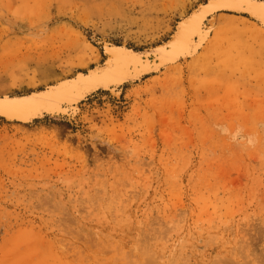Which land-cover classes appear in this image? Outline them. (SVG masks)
Returning a JSON list of instances; mask_svg holds the SVG:
<instances>
[{"label": "rangeland", "instance_id": "rangeland-1", "mask_svg": "<svg viewBox=\"0 0 264 264\" xmlns=\"http://www.w3.org/2000/svg\"><path fill=\"white\" fill-rule=\"evenodd\" d=\"M207 0H0V94L156 46ZM207 45L29 125L0 121V264H264V35ZM112 91V92H111Z\"/></svg>", "mask_w": 264, "mask_h": 264}, {"label": "bare ground", "instance_id": "bare-ground-1", "mask_svg": "<svg viewBox=\"0 0 264 264\" xmlns=\"http://www.w3.org/2000/svg\"><path fill=\"white\" fill-rule=\"evenodd\" d=\"M210 2V0H207L206 2L202 3L199 5L197 8H195L193 11L190 12L189 15L185 16L181 20L177 22V25L171 34V36L166 39L164 42L153 46L148 49L144 50H138L134 49L131 47H127L124 45H117V44H110L104 48L108 50L112 49H119L122 53L125 54L126 58L134 61L131 64V67H129L126 70L125 74H130L131 77H122L118 82H108L106 84L101 83L98 87L94 88L91 90L90 96L93 94H96L102 90H108L116 87H120L126 84H133L136 82H139L147 76L154 75L156 73L161 72L165 68H168L171 65H174L175 63L178 62V60L181 57H185L187 55H195L197 54L200 50H202L207 43L210 40V33L206 29V23L209 19H211L213 16L217 14H232V15H238V16H243L246 17L247 19L251 20L255 24L256 31L264 35V27L261 26V24L258 21V17H255L252 15V12L244 11L239 8H229V9H224V10H217L215 14L209 15L206 20L203 23V27L201 31L203 32V36L199 34V31L196 32V34L192 37L191 42L189 45H185L183 43H178L176 38H177V33L180 31V26L181 24L186 23L192 14L199 9L202 6H206V4ZM261 2H264V0H256V3L259 4ZM106 51V50H105ZM106 56V60L104 63L94 66L85 72H79L76 74L74 77L67 78L64 80H61L60 82H57L55 84L49 85L47 87L31 91L28 93L24 94H15V95H6V94H0V103H8V102H13V101H22L25 100L26 98H30L33 96L36 97H47L51 94V91L53 89H56L57 91L61 89H67V90H72L79 88L81 85L86 84L87 81L90 80L94 76L95 73L98 71L102 70L109 59H112V56L110 55L109 51H106L104 54ZM135 61H140L139 64L135 63ZM137 71L135 74L132 75V72ZM112 92V91H111ZM85 94H81L80 96L76 98H69L66 99L63 103L60 104V108H62L64 111V108L66 107H73L74 105H78L81 101L85 100L86 97ZM48 106V105H46ZM46 108V107H45ZM31 111H9V112H2L0 111V121H4L7 123H13V124H19V125H29L33 122H36L38 120H43L46 117H54L57 114H59L61 111L59 110H51L50 107L48 106L45 109V113L39 114L37 116H26L28 113Z\"/></svg>", "mask_w": 264, "mask_h": 264}, {"label": "snow or ice", "instance_id": "snow-or-ice-1", "mask_svg": "<svg viewBox=\"0 0 264 264\" xmlns=\"http://www.w3.org/2000/svg\"><path fill=\"white\" fill-rule=\"evenodd\" d=\"M229 8H239L246 12H252V15L258 17L259 23L264 27V2L257 4L256 0H210L206 6L197 9L186 23L181 24L180 31L177 33V42L189 45L197 31L203 36L201 29L206 18L209 15L215 14L217 10ZM105 50L110 52L112 59H109L107 65L95 73L85 85H81V88L91 87L101 83L118 82L134 62L126 58L125 54L119 49ZM135 63L139 64L140 61H135ZM75 94H77V89H61L59 91L53 89L47 97L33 96L22 101L0 103V111H33L45 105H48L51 110L62 111L63 109L59 107L60 104Z\"/></svg>", "mask_w": 264, "mask_h": 264}, {"label": "water", "instance_id": "water-1", "mask_svg": "<svg viewBox=\"0 0 264 264\" xmlns=\"http://www.w3.org/2000/svg\"><path fill=\"white\" fill-rule=\"evenodd\" d=\"M103 53L105 54L106 53V51L105 50H103ZM104 63V62H103ZM105 66H106V64H104ZM137 71H134V72H132V75L133 74H135ZM123 77H131V75L130 74H124L123 75ZM145 77V76H144ZM143 77V78H144ZM85 85V84H84ZM100 85V84H99ZM99 85H94V86H91V87H83V88H81V87H79V88H76L77 89V94H75V95H72L71 97L72 98H76V97H78V96H80L81 94H85L86 95V93H87V96L86 97H88V96H90V94H92V93H90L91 92V90L92 89H94V88H96V87H98ZM48 107V106H43L42 108H39V109H37V110H33V111H31L30 113H28L26 116H37V115H39V114H43V113H45L44 111H45V109Z\"/></svg>", "mask_w": 264, "mask_h": 264}]
</instances>
